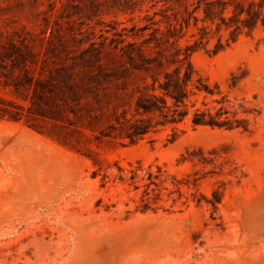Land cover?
<instances>
[{"label": "rangeland", "instance_id": "374dc122", "mask_svg": "<svg viewBox=\"0 0 264 264\" xmlns=\"http://www.w3.org/2000/svg\"><path fill=\"white\" fill-rule=\"evenodd\" d=\"M0 264H264V0H0Z\"/></svg>", "mask_w": 264, "mask_h": 264}, {"label": "trees", "instance_id": "16d2710c", "mask_svg": "<svg viewBox=\"0 0 264 264\" xmlns=\"http://www.w3.org/2000/svg\"><path fill=\"white\" fill-rule=\"evenodd\" d=\"M190 79H191V78H190L189 74L187 73V74L185 75V80L188 82V81H190ZM171 96H172V95H171ZM172 97H174L175 102L177 103V102H178L177 98H176L175 96H172ZM164 102H166L165 99H164ZM160 109H161L160 106H155L154 108H150V109L148 108V111H156V110L161 111ZM197 115H199V114H197ZM194 121H195L196 124L206 123V122H204V121H200V120H198V119H195Z\"/></svg>", "mask_w": 264, "mask_h": 264}]
</instances>
